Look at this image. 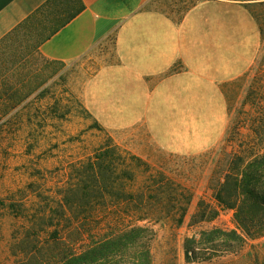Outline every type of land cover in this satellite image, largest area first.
<instances>
[{
  "label": "trees",
  "instance_id": "trees-1",
  "mask_svg": "<svg viewBox=\"0 0 264 264\" xmlns=\"http://www.w3.org/2000/svg\"><path fill=\"white\" fill-rule=\"evenodd\" d=\"M76 1L51 0L48 6L66 8ZM67 20L58 19L50 31ZM47 36H39L37 44ZM6 81H0V121L11 122L28 95L18 96L17 88L11 93ZM247 104L250 110L243 111ZM238 113L218 146L222 156L211 163L205 182L210 197L198 198L189 215L194 231L183 240L187 262L264 264L262 79L246 87ZM88 127L99 139L85 156L68 163L57 185L47 186L37 167L38 180L0 200V210L12 217L8 256L14 264H176L171 252L156 257L153 223L172 221L180 227L195 189L173 173L167 160L122 148L95 120ZM223 212L231 213L233 226L215 223ZM247 245L251 248L244 252Z\"/></svg>",
  "mask_w": 264,
  "mask_h": 264
},
{
  "label": "rangeland",
  "instance_id": "rangeland-1",
  "mask_svg": "<svg viewBox=\"0 0 264 264\" xmlns=\"http://www.w3.org/2000/svg\"><path fill=\"white\" fill-rule=\"evenodd\" d=\"M178 2L187 6L191 0ZM52 17L41 11L0 42V81L12 85L11 93L17 88L18 96L28 95L18 118L0 121V200L38 180L37 167L43 169L39 171H44L47 186L57 185L68 163L85 156L89 144L99 139L88 127L95 120L122 148L149 160H167L173 173L195 189L180 227L172 221L153 223L154 246L158 259L171 252L176 264H201L187 262L183 251L184 238L194 231L188 227L189 215L198 198L210 197L205 182L211 163L222 156L218 146L239 117L246 87L252 79L264 83V20L254 78L178 79L149 98L150 89L134 79H85L103 63L110 52L107 46L71 63L41 57L37 38L55 26L57 19ZM238 57L233 52L230 59ZM242 109L250 110V105ZM248 124L244 123L245 132ZM28 132L32 134L25 136ZM11 223V215L0 210V264H14L7 254ZM215 223L233 226L231 213L223 212ZM250 248L245 246L244 252Z\"/></svg>",
  "mask_w": 264,
  "mask_h": 264
},
{
  "label": "crops",
  "instance_id": "crops-1",
  "mask_svg": "<svg viewBox=\"0 0 264 264\" xmlns=\"http://www.w3.org/2000/svg\"><path fill=\"white\" fill-rule=\"evenodd\" d=\"M178 1L77 0L65 8L48 6L51 0H0V42L47 11L68 20L37 44L44 59L71 63L110 49L85 79H134L150 89L151 98L178 79L254 78L264 0H191L187 6ZM233 52L237 59H230Z\"/></svg>",
  "mask_w": 264,
  "mask_h": 264
}]
</instances>
